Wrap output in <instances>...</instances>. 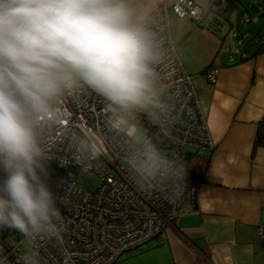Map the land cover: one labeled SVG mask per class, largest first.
Returning <instances> with one entry per match:
<instances>
[{
	"label": "clouds",
	"instance_id": "9594fccd",
	"mask_svg": "<svg viewBox=\"0 0 264 264\" xmlns=\"http://www.w3.org/2000/svg\"><path fill=\"white\" fill-rule=\"evenodd\" d=\"M159 5L0 0V169L6 174L0 180V226L28 242L62 240L64 218L37 169L43 172L40 162L56 133L64 132L63 102L85 90L103 98L106 126L121 137L124 163L141 191L184 178L183 164L162 152L135 120L147 112L167 136L175 119L159 71L176 52L173 21ZM100 151L94 135L78 138V162ZM23 260L37 264L34 253Z\"/></svg>",
	"mask_w": 264,
	"mask_h": 264
},
{
	"label": "built area",
	"instance_id": "2783aa9c",
	"mask_svg": "<svg viewBox=\"0 0 264 264\" xmlns=\"http://www.w3.org/2000/svg\"><path fill=\"white\" fill-rule=\"evenodd\" d=\"M225 0H214L221 9ZM168 16V9L181 17L201 24L208 9L194 0H174L170 6L159 5ZM229 56V63H234ZM166 86L165 102L175 119L167 124L165 136L160 124L147 128L158 147L170 159L182 163L188 154L211 151L213 142L192 85L177 52L159 69ZM216 68L206 71L213 82ZM105 102L91 90L63 102L68 119L64 132H57L49 145L47 157L40 163L38 175L49 187L64 218L62 240L36 239L25 241L16 230L0 226V260L4 264H24L25 255L35 254L37 264H111L120 256L146 243L164 228L172 226L180 212L186 189V173L182 179L166 180L141 191L131 179L124 163L122 139L106 126ZM142 121V119H140ZM94 135L101 146L95 157L78 162V138ZM162 137L167 145L158 143ZM86 164V169L83 165ZM78 173H94L99 184L89 189L77 181ZM6 174L0 169V180ZM179 195H175V192ZM257 234L264 244V225L257 226ZM6 259V260H5Z\"/></svg>",
	"mask_w": 264,
	"mask_h": 264
},
{
	"label": "crops",
	"instance_id": "0c3cea01",
	"mask_svg": "<svg viewBox=\"0 0 264 264\" xmlns=\"http://www.w3.org/2000/svg\"><path fill=\"white\" fill-rule=\"evenodd\" d=\"M194 1L208 9L201 24L170 9L168 17L213 149L186 154L189 166L204 169V180L193 197L185 194L173 225L125 252L120 264H264L256 231L264 225V145L254 143L264 117V51L231 54L214 0ZM213 68L211 82L206 71Z\"/></svg>",
	"mask_w": 264,
	"mask_h": 264
},
{
	"label": "rangeland",
	"instance_id": "374dc122",
	"mask_svg": "<svg viewBox=\"0 0 264 264\" xmlns=\"http://www.w3.org/2000/svg\"><path fill=\"white\" fill-rule=\"evenodd\" d=\"M216 12L223 29L224 46L229 47L231 54L245 53L244 51L249 53L264 44V0H225L221 9ZM135 120L145 133L155 122L149 113L143 111L136 114ZM157 140L163 146L167 145L162 137ZM184 150L194 153L190 148ZM76 178L89 189H94L99 184V177L94 173H78ZM120 263L118 260L111 264Z\"/></svg>",
	"mask_w": 264,
	"mask_h": 264
},
{
	"label": "trees",
	"instance_id": "16d2710c",
	"mask_svg": "<svg viewBox=\"0 0 264 264\" xmlns=\"http://www.w3.org/2000/svg\"><path fill=\"white\" fill-rule=\"evenodd\" d=\"M215 10L217 9L215 8ZM261 51H264V44L257 47L255 51H253L252 55H255L256 53L261 52ZM254 143L256 145L257 144L264 145V117H262V119L259 121L257 125L255 137H254ZM186 152L190 153V151H186ZM183 161L186 163V171H187L185 194L188 193L191 195V197H193L195 195L198 185L204 180V171H203L204 169L202 168V166L203 167L205 166L207 159H205V161L203 160L201 164L202 166L200 165L202 169H198V167L196 168L194 166H189L187 164V155L184 156Z\"/></svg>",
	"mask_w": 264,
	"mask_h": 264
}]
</instances>
